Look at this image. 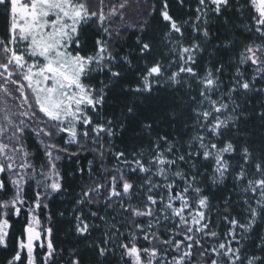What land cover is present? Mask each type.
<instances>
[{
    "label": "snow or ice",
    "instance_id": "1",
    "mask_svg": "<svg viewBox=\"0 0 264 264\" xmlns=\"http://www.w3.org/2000/svg\"><path fill=\"white\" fill-rule=\"evenodd\" d=\"M126 7L0 0L5 264H264V107L259 137L241 130L264 98V0H143L131 22ZM164 89L177 133L157 127ZM132 125L147 147L122 146ZM57 215L82 244L57 243Z\"/></svg>",
    "mask_w": 264,
    "mask_h": 264
},
{
    "label": "trees",
    "instance_id": "2",
    "mask_svg": "<svg viewBox=\"0 0 264 264\" xmlns=\"http://www.w3.org/2000/svg\"><path fill=\"white\" fill-rule=\"evenodd\" d=\"M156 7L159 8V0H155ZM194 3V0H193ZM172 14L176 16L177 18H181L186 15V13L178 8L175 4L172 5L171 8ZM4 23V18L3 14L0 13V25ZM222 28V26H220ZM161 29V25L159 22V17H153L149 20V33L148 36L151 38H157L159 35ZM127 34L121 38V44L124 45L121 48V51H131L133 56L136 55V46H135V37L132 35V30H126ZM147 38V37H146ZM160 54V48L158 46L157 51L153 53L154 56ZM204 62L201 61L198 69L203 70L204 68ZM131 79V77H130ZM176 95L170 90L164 89L161 90L159 93V101L156 103V107L159 112L160 120L158 122V130L162 132H173L177 133L179 131V125L178 124H173L167 117V110L174 104L177 103L176 101ZM180 96H183V93H179ZM251 104L245 105L248 113H249V119L246 123L242 125L241 130L242 131H247L252 133V139H256L260 135L261 131V123L260 121L256 118V111H258L261 107H264V98L256 97L253 96L250 98ZM243 103V101H241ZM119 104V101H117V105ZM117 107L113 106L110 108L108 111L110 112H115L117 111ZM138 125H132L129 127L126 133H124V144L122 146H127L129 149L132 148H139L142 145L144 147H147L146 143L144 140L138 138L137 133L133 131L134 128H137ZM146 139V138H145ZM91 158V157H87ZM85 160L81 161V164H84ZM111 163V162H110ZM73 164H69L65 162V170L68 171L71 168H73ZM74 195V193H73ZM214 205L216 204V201L213 202ZM71 207L70 202H64L61 200H58L55 202V204L52 206V210L54 213H57L61 210H65L67 208ZM221 211L223 209L221 208ZM66 217H68V213L66 212ZM57 219V231H56V238H57V243L64 247L65 250L71 246H73L76 243L82 244V241H76L75 237L68 232V229L71 227L70 224V218L66 219H61L56 217ZM213 221L216 223L215 219V207L213 208ZM225 229L221 227V232H223ZM98 236V233L93 234V239H95ZM251 247V245H250ZM10 253L5 251V250H0V264H5L6 259L9 257ZM89 261H93L95 259V254L94 253H88ZM107 264V262H105Z\"/></svg>",
    "mask_w": 264,
    "mask_h": 264
},
{
    "label": "rangeland",
    "instance_id": "3",
    "mask_svg": "<svg viewBox=\"0 0 264 264\" xmlns=\"http://www.w3.org/2000/svg\"><path fill=\"white\" fill-rule=\"evenodd\" d=\"M125 3L127 4V7L125 9L126 19H128L130 22L134 21L137 16V9L141 6L143 0H125ZM195 251L196 250L194 249V252Z\"/></svg>",
    "mask_w": 264,
    "mask_h": 264
}]
</instances>
